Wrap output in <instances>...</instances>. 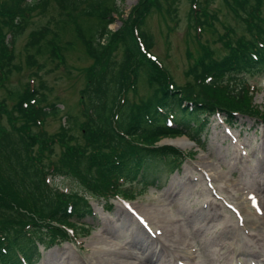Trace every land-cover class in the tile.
<instances>
[{"label": "rangeland", "instance_id": "obj_1", "mask_svg": "<svg viewBox=\"0 0 264 264\" xmlns=\"http://www.w3.org/2000/svg\"><path fill=\"white\" fill-rule=\"evenodd\" d=\"M6 1L0 0V5ZM31 1L29 10L15 17L22 21L23 30H17L21 35L14 42V51L6 55L11 61V71L2 80L3 86L0 84V107L3 108L0 113V161L7 148L5 134L14 128L26 142L27 152L33 151V159L40 155V148L52 143L53 155L45 153L41 163L32 160L39 168L44 166L40 170L42 181L56 197L62 194V199L71 197L70 190H78L79 196L88 201L92 214L82 217L86 225L83 230L82 226L74 225V218H71L73 223L66 222V225L52 222L69 234L61 233V238L55 236L58 239L51 244H40L30 264H264V115L242 112L235 115L234 124L228 125L223 122H226V112L213 114L200 134L201 143L190 138L189 129H185L186 134L182 136L160 138L156 145L183 137L195 144L185 148L169 144L180 151L182 158L176 159L174 171L162 163L161 170L150 176L153 179L159 175L156 184L134 181L131 185L132 182H128L121 185L123 189L117 196H110L108 200L92 196L77 184L74 175L55 174L61 173L56 172L57 166H63L59 163L65 151V146H61L63 140L72 138L68 141L72 147L87 146L88 134L83 135L82 129L90 125L81 94L87 90L95 59L70 28L61 34V41L63 45L66 41L76 42L72 49H62L65 57L47 53L46 57L36 55V61L30 59L29 54L37 48L28 46L35 44L33 32L44 26L54 29L53 15L61 14L56 2L43 0L37 5L35 0H23V3ZM170 1L162 2L166 5ZM199 1L200 5H196L191 0H178L174 19L173 15H167L166 20L165 10L152 9L140 23L143 39L144 30L154 39L148 51L144 39L140 44L142 51L148 52L152 59H161L177 84L193 80L188 69L202 55L203 45H210L224 55L226 45L221 38L236 42L241 37H249L244 27L247 14L242 15L240 23L225 0ZM142 2L124 0L120 3L123 14L114 15L116 20L110 25L114 31L125 30L128 50L136 56L137 44L129 30L133 14ZM191 7L194 13L207 11L206 24L197 23L196 18L189 19ZM259 10V18L264 20V0ZM3 18L0 13V20ZM7 19L10 18L7 16ZM253 21L264 25L258 18ZM3 30L11 42L12 28L7 26ZM120 55L121 51H117L116 56ZM42 63L44 66H39ZM243 81L254 105L251 109L255 114H264V76L251 75ZM138 83L137 93H127L131 101H139L148 94L145 86ZM207 83L220 90L227 88L226 83L216 86L210 80ZM37 88L45 93L42 103L30 96L29 90ZM55 104L61 111L47 117L44 108ZM20 110L26 114L22 116ZM68 113L77 115L80 121L73 137L66 129ZM32 128L36 131L33 135ZM28 156L31 155L28 153ZM11 174L5 173V177L0 178L3 186L12 187L16 180L21 181L20 174L18 176L15 171ZM24 182L27 184L26 180ZM27 186L28 191L34 189ZM126 188L132 190L131 194H124ZM18 189L20 194L16 196L31 207L32 198L25 197L21 193L24 190ZM10 196L9 199L13 198ZM36 203L38 208L32 210L41 208L39 201ZM248 212L259 219L247 218ZM10 213L11 209L0 207V225L7 221L3 219H10Z\"/></svg>", "mask_w": 264, "mask_h": 264}, {"label": "trees", "instance_id": "obj_2", "mask_svg": "<svg viewBox=\"0 0 264 264\" xmlns=\"http://www.w3.org/2000/svg\"><path fill=\"white\" fill-rule=\"evenodd\" d=\"M42 1L35 0L34 3L38 5ZM123 1L47 0V3L56 2L61 9L59 16L53 15L56 27L52 29L50 26H44V29H36L33 32L35 44H28L30 47H37L34 53L29 54L33 61L37 60L36 55L46 57L47 53L63 58L65 56H62V49L70 50L76 42L66 41L63 45L61 41V34L70 28L75 36L84 42L87 52L94 57L92 77H89L87 90L81 94L86 104L84 114L88 115L91 127L82 129L85 132L83 135L88 134L85 141L87 146L72 147L68 143L72 138L63 140L61 146H65V151L61 155L63 159L59 160L63 166H57L56 172L61 173L55 176L68 177L72 174L83 190L106 200L120 193L123 189L122 182H132L131 185L134 181H142L144 185L145 182L147 185L156 184V181L160 180L159 175L153 179H150V176L161 170L162 163L169 170H174L176 159L182 158L180 151L171 145H156L160 138L186 134L185 129H189L192 132L191 138L201 143L200 132L208 122L204 115H212L217 110L225 111L232 119L233 111L264 115L255 114V110L251 109L254 105L246 94L247 84L243 81L251 75L264 76V25L253 21L256 18L264 21L257 14L261 13L259 9L263 0H225L240 23L243 22L242 15H248L244 27L249 37H241L236 42L223 38L221 40L219 37L226 45H223L226 49L224 55H220L219 51L210 45H203L202 55L188 69V74L192 75L193 80H186L183 84L176 83L161 59H152L140 46L145 42L148 51L154 44L153 36L146 30L143 34L144 41L140 23L145 21L152 9L165 10V19L168 20L167 15H173L174 19L178 0H172L166 5L162 2L164 0H143L138 6L129 30L132 39L136 41L138 56L128 50L125 30L120 28L114 31L110 28L116 20L114 15L123 14L120 5ZM191 1L196 5L201 2ZM32 3L7 0L0 5V13L4 15L2 21L0 20L1 86L2 80L7 78L11 71V61L6 55L14 51V42L21 35L17 30H23L22 21L15 17L23 15ZM206 12L194 13L191 7L189 19L196 18V22L206 24ZM7 16L10 19H7ZM7 26L12 28L11 42L3 32ZM117 51H121L120 57L116 56ZM39 66L44 65L42 63ZM208 80L215 86L220 82L226 83L228 89L222 88L224 91H221L218 86L213 88L207 83ZM137 81H140L142 87L145 86L148 94L142 96L139 101H131L127 93H137L140 89ZM29 91L32 93L30 96L38 103L46 99L45 93L39 88ZM48 106L44 108L47 117L61 111L58 104ZM2 111L3 108L0 107V113ZM21 112L22 116L26 114ZM170 117L175 121V126L168 123ZM67 123L66 129L73 137L74 130L80 125L78 116L68 113ZM34 132L36 131L32 128L31 135ZM5 139L7 148L4 150L3 160L0 161V178L5 177V173L11 174L15 171L18 176L20 174L21 181L16 180L12 187L0 183V207L12 210L10 219H3L2 221H7L0 225V262L22 264L21 254L31 260L35 251H39L40 243L50 244L58 239L55 236L61 238V233L67 234V231L52 225V222L66 225V222L72 223L71 218H76L77 222L92 213L88 201L79 196L78 190H70L71 197L62 199V194L56 197L42 181L40 170H43L44 166L39 168L33 161L41 163L45 153H48L46 156L53 155L55 148L52 143L40 148V155L33 159V151L27 152L26 142L15 128L5 134ZM37 158L40 160H35ZM11 175L14 179L17 178ZM24 180L34 189L28 191ZM18 187L24 190L21 193L25 197L32 198L31 207L16 196L18 192L20 194ZM13 189L17 190L14 192ZM131 191L126 188L124 194H131ZM10 195H13V198L9 199ZM36 201H39L41 208L32 210L33 207L38 208ZM23 209H26V212L22 211ZM45 216L48 217L47 221L44 220ZM74 225L79 226V223ZM80 225L82 230L86 226L82 222ZM51 232L55 234L52 235Z\"/></svg>", "mask_w": 264, "mask_h": 264}, {"label": "bare ground", "instance_id": "obj_3", "mask_svg": "<svg viewBox=\"0 0 264 264\" xmlns=\"http://www.w3.org/2000/svg\"><path fill=\"white\" fill-rule=\"evenodd\" d=\"M171 141V143H174V144H176V145H179V146H181V147H183V148H185V147H190L191 145H194L195 143H193V142H191V141H189L188 140V138H186V137H183V138H177V139H172V140H170ZM251 216V218L252 219H259V217H254L253 218V216L251 215V213H246V217L247 218H249ZM256 238H258V237H256ZM146 261L147 262H149L150 260L149 259H146Z\"/></svg>", "mask_w": 264, "mask_h": 264}]
</instances>
